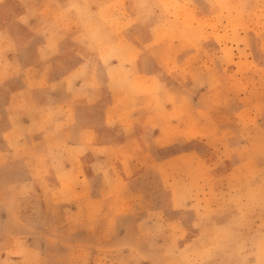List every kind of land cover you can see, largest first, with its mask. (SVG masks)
Here are the masks:
<instances>
[{"label":"rangeland","instance_id":"1","mask_svg":"<svg viewBox=\"0 0 264 264\" xmlns=\"http://www.w3.org/2000/svg\"><path fill=\"white\" fill-rule=\"evenodd\" d=\"M55 1L0 0L2 25L19 33L20 45L0 58V264H264V0H210L213 10L222 4V13L211 22L213 41L204 44H222L224 50L199 54L198 65L204 72L218 56L227 65L225 101L211 103L226 109L224 118L213 116L212 108L211 117L192 106L185 94L195 90L183 85L175 90L185 94L179 101L165 99L172 108L159 117L155 95L163 90L142 81L127 83L139 77L138 63L146 56H164L169 77L177 73L183 82L195 77L198 68H189L187 60L169 63L172 50L185 59L190 47L207 40L202 33L180 36L192 25L186 0H61L70 15L60 21L54 14V27L74 41L80 30L83 46L76 49L68 39L74 44L46 52L41 6L53 3L59 13ZM111 13L122 20L120 31L130 34L128 44L137 48L130 54V65L136 66L130 74L120 66L122 49L114 53L119 64L111 72L100 67L110 65L108 56L95 52L106 40L94 34L96 25L115 30ZM174 19L183 25H174ZM156 22L164 33L160 41L150 36ZM177 44L181 49H172ZM11 55L14 68L7 63ZM86 60L90 68L94 64L96 77L77 86L98 95L84 98L89 125L94 120L101 125L107 101L97 99L122 90L119 79L133 88L121 102L128 103L125 116H141L130 118L126 138L118 127L97 132L85 122L81 137L68 133L66 139L59 132L47 134L46 118L35 117L39 108L30 103L60 98L61 85L50 83ZM96 111L98 117L92 115ZM62 119L68 128L75 122L72 116ZM33 139L44 147H30ZM65 140L81 146L64 149ZM125 140V149L105 147Z\"/></svg>","mask_w":264,"mask_h":264},{"label":"crops","instance_id":"2","mask_svg":"<svg viewBox=\"0 0 264 264\" xmlns=\"http://www.w3.org/2000/svg\"><path fill=\"white\" fill-rule=\"evenodd\" d=\"M182 0H179V3ZM185 1V0H183ZM187 4L189 6V12H188V18H190L192 25H190V27L188 28L189 31H182V33L180 34V36H182V38H186L188 39L190 38H196L199 35L204 34L205 35V39L203 41L204 43H207L208 41L212 40V38H214L213 36L215 35V33H213L212 29H211V22L213 21V19H217V14L222 13V1L220 3V8L218 6L214 7V10L212 9V7L210 6V0H186ZM42 4V3H41ZM54 4H59L60 9L58 8V10H60V14L58 13V11L54 8L53 3H44L41 6V16L44 18V23H42V21H40V25H41V29L43 32V42H45V47H44V51H52L51 49H53L52 47L54 46H60L61 48H64V45L67 44H74V46L77 49V46L80 48V45L83 46V44H81V42L78 40L79 35H81V31L80 30H76L75 35H76V39L75 41L72 38L71 34H67L62 28L58 27L55 28L54 27V22H55V16L54 14H58L61 18L59 19L60 21H62L63 19H67L69 17V13L65 14L63 12V8L65 7V5L67 4V2L65 1H55ZM3 11V9L1 10V12ZM0 12V58L1 61H3V55L5 53H8V51H10L11 53H14L17 48L19 50V33L14 31L13 29L9 30V28H5L4 25H2V22L4 23V13ZM214 12V13H213ZM65 14V15H63ZM92 15V13H91ZM93 15H97V11L93 13ZM40 16V19H41ZM115 16V17H114ZM153 18V17H152ZM151 18V19H152ZM57 20V19H56ZM109 21H112V24L115 27V30L112 27H108L105 29V27H100L99 24L96 25L95 27V33H97L98 31V36H102L104 37L106 40L104 42V46L102 48V50L99 47L95 48V52L98 56H101V58H104V55L106 54L108 56V58L110 59V65H105V63L103 64V68H106L108 72H111L114 68L118 67L117 65L119 64V61L116 60L114 53L116 52L117 49H122L119 51V57L123 58V61H120V66L122 67L123 64L124 65V69H127V72L130 74L131 73V68H135L136 66H131L130 62H131V56L130 54L132 52L137 51V48H135L130 42V44H128V41L126 40L127 37L126 35L130 34L128 33H124L120 31L119 27H120V22L122 21L117 15H114L111 13L110 17L108 18ZM172 23L174 25H183V23L180 20L174 19L172 21ZM203 24V26H201ZM111 24V23H110ZM190 24V22H189ZM198 26H201V28H199ZM123 27V25H122ZM158 28H160V24L159 22H156V25H153V27L151 28V34L150 36H153L154 38H157L156 41H160V38L162 37L161 35H163L164 33H162L163 31L159 30ZM39 30V29H38ZM37 31V30H36ZM34 33H37V32ZM139 31H142V33L144 32V29H139ZM133 34H137V32H133L131 37L133 36ZM35 34H31V37H34ZM40 36V34H38ZM144 35V34H143ZM145 35H147L145 33ZM144 35V36H145ZM176 35V34H173ZM213 35V36H212ZM245 35V34H243ZM242 35V36H243ZM241 36V35H239ZM241 36V37H242ZM36 37V36H35ZM59 37H63V38H59ZM135 37H140L143 38V36H135ZM65 39V43L62 42L61 40ZM68 39H71L74 42L68 41ZM134 39H132L133 41ZM59 43V44H58ZM215 43V41H214ZM197 45V44H195ZM51 47V49H50ZM181 49L180 45L177 44V46H174L172 49ZM224 50V46L222 44H218L216 43V45H211V44H204V45H199L196 47H190L187 51V55L186 58H180V54L181 52H178L177 50H172L173 53V57L172 60L170 59V57H166L168 59H170L169 63L176 66L179 63H185V60H187L190 64H189V68H198L195 77H192L191 75L187 77V80L185 82L181 81L179 77L176 76L177 73H173L174 76L169 77L165 70L166 67V60L165 57H162V60H160L159 58L157 60H153L151 59L152 57H150L149 59L148 56H146V59L143 58L141 62L138 63V65L140 66V72L141 74H138L139 77H131V79L127 78V83H131L134 81V83L137 82H143L145 84H155L157 86V88L159 90H163L160 91L159 93H156L155 98L158 101V104H160L159 106V112L157 113V115H159V117H162V115L164 114L165 111H163V109L165 108L167 111L169 109L172 108V104L168 105L164 103L165 99H173L174 101H179L180 100V94H185V92H179V90H175V87H180L181 85L183 86H187L190 88H194L195 92L193 95H187V98L189 99L190 103L192 104V106H198V108H202V110L200 109V111H204V110H208L209 115L212 117L211 115V108H212V101L217 100L218 102L222 103V101H225V96L222 93V85L223 82L227 79L228 74L225 70V68H227L225 65V63H223V61L221 59H219V56L217 58L214 59V62H210L211 65H213L212 67H210L208 70H204V72H201L200 66L198 65V63L200 62V60H198L201 55L199 54H210L212 52H216L217 54H222ZM242 50V49H240ZM246 51V50H244ZM112 52V53H111ZM254 52L259 53L260 52V46H256V48H254ZM105 53V54H104ZM176 53V54H174ZM177 55V56H176ZM199 55V56H198ZM10 56V55H9ZM206 57V56H205ZM12 60L7 59V63H9L11 65L12 68L16 67V61L13 58V55H11ZM142 58V57H141ZM153 62H152V61ZM65 61V60H64ZM198 61V62H197ZM207 62H205L206 64ZM209 63V64H210ZM45 64H47V61H45ZM215 64V65H214ZM68 65V64H67ZM46 66V65H45ZM67 69V66H65ZM74 69H70L71 71L66 72L65 74L60 72L57 77L58 79L54 80V82H51L50 85H54L56 83H59V85H61L62 90L64 91V93L61 95L60 98L58 99H52L50 98V100L45 99V100H34V102H31L30 104H34L35 106H37L39 109L36 111V118H40V117H45V130L48 133H56L59 132V135L62 137H66L68 136V133L70 134H74L75 136H73L74 138H79L83 135L84 133V125L86 122V127L88 128H93L95 130H97V132H106V131H112V129H114L115 127H118V129L120 130L122 137L126 138V134L127 132H125V130H129V126L130 124V118H135L137 115L141 116L140 112L137 113H131L130 115L128 114V116L126 115V111L127 109H125V107L128 105V103H124L121 102L122 101V97L126 96V94H128L130 92L131 95V91H133V88L129 89V86L127 83L122 82L121 79L118 80V83L120 84V88L122 90L120 91H116L113 90L112 92H107L105 94V96H101L100 98H98L97 100H102V99H106L107 103L105 104V109L103 112V121L101 123V125L99 126L98 124L96 125V120L93 121L94 125H89V120H85L86 117V113L84 114L83 112V108H84V104L87 103L84 98H88V97H93L95 95V97H97L98 95L95 94V91H93L92 94L89 93H84V91L79 88V84H81V82H85V80H92L93 78L96 77V73L94 72L95 70V66L94 64H92V67L90 68V62L89 61H84L82 63H77ZM41 67H39L40 69ZM73 68V67H72ZM155 70L154 73H152L151 70ZM200 69V70H199ZM11 70V69H9ZM203 70V69H202ZM165 71V72H164ZM145 73V74H144ZM172 73V72H169ZM192 73V72H191ZM9 73H5V76H7ZM58 74V73H57ZM64 74V75H63ZM63 77H62V76ZM167 75V76H166ZM199 75L200 79L197 78V76ZM82 76H86L88 79H84ZM107 78V82L106 84L109 86L113 85V82H111V80L109 79V77ZM123 79V78H122ZM130 80V81H129ZM27 83H30L29 80H27ZM42 81V80H41ZM53 81V80H52ZM80 82V83H79ZM153 82V83H152ZM76 83V85H75ZM131 83V84H134ZM46 85V84H45ZM78 85V86H77ZM215 85L216 86V92L213 91L212 86ZM60 87V86H59ZM197 87V89H196ZM69 90H71V93L68 92ZM93 90V89H92ZM128 91V92H127ZM178 92V93H177ZM189 92V90H188ZM224 96V97H223ZM125 99V98H124ZM116 100V101H115ZM49 101V102H48ZM52 103H55L52 104ZM117 103V104H116ZM219 103V104H220ZM68 107H70L68 109ZM14 109V108H13ZM68 109V110H67ZM216 114L213 115L216 118H224V116L227 115V111L226 109H222V108H212ZM144 112V111H143ZM92 115L94 117H98L99 113L98 111L96 112H92ZM74 117L75 118V122L73 123L72 126H70L69 128L67 127V124L65 123V120L62 119V117H64L66 120L69 117ZM145 115H143L144 117ZM125 119V121H120L118 119ZM129 120V122L126 124V121ZM32 122V121H31ZM100 124V122H99ZM37 126H41L42 125V120H39V122L36 123ZM65 125V126H64ZM123 128H121V127ZM13 128V125L12 127ZM59 129V130H58ZM64 129V131L62 130ZM144 128H141V132H143ZM55 130V131H54ZM136 129H134L135 131ZM158 131H156V135L159 133L160 129H157ZM138 132V131H137ZM151 132H153L151 130ZM58 134V133H56ZM46 135V134H45ZM47 136V135H46ZM115 138V136H114ZM60 143H63V141H60ZM28 144L30 145V147H33V145L35 144V148H39L40 145L43 146L42 142L36 141V139L33 140H29ZM65 144L64 145V149L66 148H79L81 145H73L70 146L68 145V141L65 140ZM44 147V146H43ZM60 148V146H58ZM107 148H112L115 150H121V149H125L127 147V141H122V143L116 144L113 142H108L106 144ZM190 147V145H189ZM54 148V146H53Z\"/></svg>","mask_w":264,"mask_h":264}]
</instances>
